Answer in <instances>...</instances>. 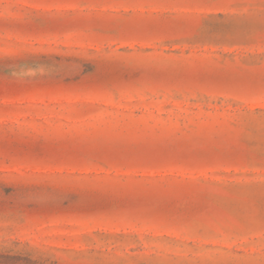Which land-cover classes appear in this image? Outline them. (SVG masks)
Segmentation results:
<instances>
[{
    "label": "rangeland",
    "instance_id": "obj_1",
    "mask_svg": "<svg viewBox=\"0 0 264 264\" xmlns=\"http://www.w3.org/2000/svg\"><path fill=\"white\" fill-rule=\"evenodd\" d=\"M0 264H264V0H0Z\"/></svg>",
    "mask_w": 264,
    "mask_h": 264
}]
</instances>
